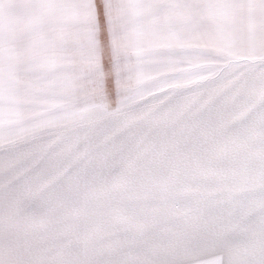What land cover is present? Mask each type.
I'll use <instances>...</instances> for the list:
<instances>
[{
	"label": "snow or ice",
	"instance_id": "snow-or-ice-1",
	"mask_svg": "<svg viewBox=\"0 0 264 264\" xmlns=\"http://www.w3.org/2000/svg\"><path fill=\"white\" fill-rule=\"evenodd\" d=\"M0 264H264V0H0Z\"/></svg>",
	"mask_w": 264,
	"mask_h": 264
}]
</instances>
